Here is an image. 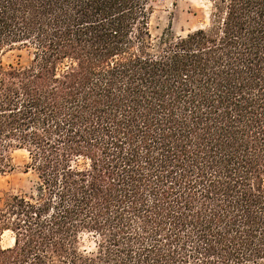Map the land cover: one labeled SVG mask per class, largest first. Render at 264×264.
<instances>
[{
	"label": "trees",
	"instance_id": "trees-1",
	"mask_svg": "<svg viewBox=\"0 0 264 264\" xmlns=\"http://www.w3.org/2000/svg\"><path fill=\"white\" fill-rule=\"evenodd\" d=\"M199 1L176 36L150 0H0V175L32 183L0 264H264V0Z\"/></svg>",
	"mask_w": 264,
	"mask_h": 264
},
{
	"label": "rangeland",
	"instance_id": "rangeland-1",
	"mask_svg": "<svg viewBox=\"0 0 264 264\" xmlns=\"http://www.w3.org/2000/svg\"><path fill=\"white\" fill-rule=\"evenodd\" d=\"M151 8L150 29L153 34H160L165 29H171L176 36H185L188 33L204 27L208 22V7L199 0H150ZM30 61L26 50L8 51L2 57L5 68L11 66H25ZM27 155L24 152L14 154L15 169L10 173L0 175V198L8 192H29L31 176L24 173V162ZM13 239L5 233L1 244L11 246Z\"/></svg>",
	"mask_w": 264,
	"mask_h": 264
}]
</instances>
